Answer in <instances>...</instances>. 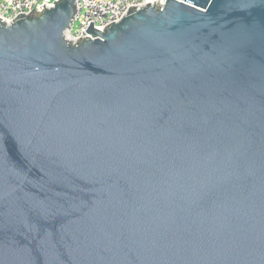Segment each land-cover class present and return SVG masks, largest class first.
<instances>
[{"label": "water", "instance_id": "95a60500", "mask_svg": "<svg viewBox=\"0 0 264 264\" xmlns=\"http://www.w3.org/2000/svg\"><path fill=\"white\" fill-rule=\"evenodd\" d=\"M43 8L0 19V264H264V0Z\"/></svg>", "mask_w": 264, "mask_h": 264}, {"label": "built area", "instance_id": "2783aa9c", "mask_svg": "<svg viewBox=\"0 0 264 264\" xmlns=\"http://www.w3.org/2000/svg\"><path fill=\"white\" fill-rule=\"evenodd\" d=\"M56 0H0V19L11 25L17 16H28L32 11L52 8ZM161 4L166 0H76L77 14L72 28L66 32V39L71 42L89 38L86 31L90 23L96 30L103 31L110 24L121 21L129 12V7L143 8Z\"/></svg>", "mask_w": 264, "mask_h": 264}]
</instances>
